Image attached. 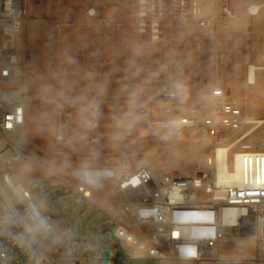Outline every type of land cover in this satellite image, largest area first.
I'll use <instances>...</instances> for the list:
<instances>
[{
  "label": "built area",
  "instance_id": "obj_1",
  "mask_svg": "<svg viewBox=\"0 0 264 264\" xmlns=\"http://www.w3.org/2000/svg\"><path fill=\"white\" fill-rule=\"evenodd\" d=\"M261 7L251 4L247 12L255 15ZM133 14L137 38L152 44L161 41L167 23H194L198 30L208 31L212 42L218 24L240 20L225 1L207 15L201 0H135ZM26 16L22 0H0V264H264V179L253 174L252 164L242 169L237 161L238 152L264 156V135L253 137L264 126L247 114L246 101L228 90L226 51L212 48L208 68L200 69L199 63L190 76L166 80L157 95L152 87L160 78L151 68L147 95L139 100V114L151 112L147 124L151 138L160 129L171 128L177 138L189 132L211 141L207 168H155L147 153L139 152L119 156L106 168L109 179L101 177L118 187L120 198L101 192V185L69 177L26 185L18 175L31 157L25 138L26 92L18 84L23 76L18 49ZM92 19L105 22L99 4L90 6L82 18L54 17L52 26L86 25ZM179 36L187 41L186 33ZM195 50L200 53L202 45L197 43ZM115 70H122L111 75L116 84L135 88L143 84L140 72ZM207 91V100H202L198 93ZM87 97L97 116L101 93L90 92ZM57 103L58 120L65 125L72 118L71 108L64 97ZM111 103L112 111L120 113L123 102ZM157 103L164 118L155 116ZM177 105H185L186 113L171 117ZM92 125L99 126L98 117ZM133 131L127 124L126 135ZM55 142L67 144L60 133ZM94 194L119 202L145 233L119 222L91 200ZM236 238L251 240L253 254L226 255L222 247Z\"/></svg>",
  "mask_w": 264,
  "mask_h": 264
},
{
  "label": "rangeland",
  "instance_id": "obj_2",
  "mask_svg": "<svg viewBox=\"0 0 264 264\" xmlns=\"http://www.w3.org/2000/svg\"><path fill=\"white\" fill-rule=\"evenodd\" d=\"M23 1L28 8V16L25 18L20 36L22 44L18 49L19 66L23 70V76L18 84L22 85L26 92L25 138L31 154L18 171L24 184L29 185L43 179L62 182L65 177L76 178L101 185V192L120 198L117 186L112 185L110 181L101 180V177L111 175L110 169L106 168H110L119 156L145 152L155 168H207L211 141L189 132L184 137L177 138L171 128H162L157 137L151 138L147 126L151 112L150 115L148 113L142 115L138 110L140 98H145L149 89L152 65H155L154 70L160 76L152 87L156 95L166 80L180 74L190 76L195 72L197 65L194 67L193 62L186 60L200 58L202 64L200 69L204 65V60L208 68L207 55L211 49H203L197 53L195 45L200 41L193 43L192 48L190 45L195 36L203 35L204 29L197 31L191 25L186 27L187 41H184L179 36L184 25L167 23L161 41L152 44L146 39L139 40L135 34L131 23L134 15L132 0H122L121 11L118 12L113 10V0H32L35 9L31 0ZM95 2L102 8L105 17L103 24L92 19L86 25L81 22L78 26L60 29L52 26V18L57 16L82 18ZM113 16L118 17L115 22L111 20ZM62 42L66 43L67 49L64 52V59L60 60L54 55ZM106 47L108 50H105ZM79 60H87L80 70ZM88 60H124L123 71L133 75L140 72L143 84L135 88L127 83L116 84L112 79L108 82L96 81L100 77L97 75L94 79L95 74L90 73L93 72V65L88 64L90 63ZM126 60H134L133 66H126ZM137 60H141V63ZM227 62L229 65L225 75L226 86L233 96L245 101L247 89L256 86L247 83L248 66L252 64L264 66V61L227 60ZM61 72L65 80H60ZM77 72H85L92 79H87L82 83L83 87H80L81 82L76 80V76L80 75ZM238 74L243 82L241 86L239 85L241 94L236 91ZM257 76L264 78V70H257L256 78ZM139 89H142V93L138 91ZM90 92H99L102 95L101 110L97 116L91 112L90 98L87 97ZM198 94L202 100H207L208 91ZM60 97L67 99L72 112L71 120L65 125H61L58 120L57 100ZM113 99H120L123 102L120 113L112 111ZM261 103L263 105L264 101ZM185 113V105H177L174 106L171 117ZM247 114L264 118V113L255 112L252 106L247 107ZM155 115L164 118L157 112ZM95 117L99 119L98 127L92 125ZM127 124L134 127L131 136L126 135ZM59 133L66 138V146L55 142V136ZM263 135L262 127L253 137L259 138ZM91 200L119 222L133 227L137 232L145 233L144 226L132 220L119 202L98 194H94ZM222 250L232 257L249 256L254 252V243L251 240L229 241L224 244ZM166 264L174 263L167 261Z\"/></svg>",
  "mask_w": 264,
  "mask_h": 264
},
{
  "label": "crops",
  "instance_id": "obj_3",
  "mask_svg": "<svg viewBox=\"0 0 264 264\" xmlns=\"http://www.w3.org/2000/svg\"><path fill=\"white\" fill-rule=\"evenodd\" d=\"M121 1L122 0H113L112 7L115 12L121 11ZM132 1H133V8H132V12H133L135 6V0ZM223 1L227 2L231 8L237 10L238 15L240 16V20L227 21L225 23L218 24L214 29V40L212 42H210L207 37L208 31L204 29L203 35L201 34L194 37V39L190 43L191 48L193 43H196V41L197 42L200 41V44L202 45V50L203 49L208 50L212 48L225 50L226 60H263L264 61V0H201V6L205 14L211 15L217 11L219 4ZM31 3L34 8L32 0ZM251 4H262V7L260 8L259 12L252 16L249 15L247 12V7ZM24 5L27 9V16H28V8L25 3ZM29 10H30V6H29ZM190 25L193 28H195V30L200 31L196 28V25L194 23L184 25L182 27V30L180 31L185 33V28ZM21 44L22 41L20 39V45ZM65 47H66V43L62 42L60 47L56 49L54 57L60 58V60L64 59L65 57L64 52L65 49H67ZM105 50H108L107 47ZM197 59L186 60V61L187 62L189 61L191 63L193 62V66L195 67V65L198 66V64L201 63L200 62L201 60H199L200 58ZM88 61H90V63L88 64L93 65L92 66L93 72L90 73L95 74L94 79L98 75L100 78L96 79V81L100 80L102 82L105 81L108 82L111 75H116L122 72V70L117 71L115 70V68L120 67L122 69L124 60H88ZM137 61L141 63V60H137ZM86 62L87 60H79L78 63L79 70L84 67V64ZM126 62H127L126 66L128 67L133 66L134 64V60H126ZM203 64L204 65L202 66V69L206 68L207 63L205 62V60ZM152 68H155V65H152ZM77 73L80 74L76 76V80L81 82L79 83V86L81 85L80 87H83L84 84L82 83L84 81H86L87 79L88 80L92 79L90 76H87L85 72H77ZM189 73L191 74L192 71H190ZM237 77L238 79L236 83V88H237L236 91L238 92V94L239 93L241 94L239 85L241 86L243 82L239 74L237 75ZM60 80H65L64 74L62 72L60 73ZM92 82L93 81H91V83ZM255 84H256L255 87L247 89L245 93L246 95L245 101L247 103L248 108L252 106L255 112L264 113V104L262 105L261 103V101H264V78H262V76H257ZM160 107H161L160 104L157 103L156 104V109L158 110L157 114H161ZM155 116L161 118L158 115Z\"/></svg>",
  "mask_w": 264,
  "mask_h": 264
},
{
  "label": "bare ground",
  "instance_id": "obj_4",
  "mask_svg": "<svg viewBox=\"0 0 264 264\" xmlns=\"http://www.w3.org/2000/svg\"><path fill=\"white\" fill-rule=\"evenodd\" d=\"M257 70H264V66L252 64L248 68V75H247L248 84H255ZM257 123L259 124V126H264V118H257ZM222 154H225V153L223 152ZM237 161L242 163V169H249V164H252L253 174H258L261 179H264V156L248 155V154H245V152H238ZM109 177L110 175L105 176V179L108 180ZM236 241L246 242L247 240L243 238H240V239L236 238Z\"/></svg>",
  "mask_w": 264,
  "mask_h": 264
}]
</instances>
